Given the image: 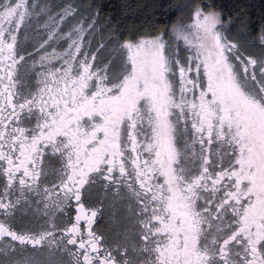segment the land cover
<instances>
[{"label":"snow or ice","instance_id":"snow-or-ice-1","mask_svg":"<svg viewBox=\"0 0 264 264\" xmlns=\"http://www.w3.org/2000/svg\"><path fill=\"white\" fill-rule=\"evenodd\" d=\"M114 8L0 0V264H264V11Z\"/></svg>","mask_w":264,"mask_h":264},{"label":"trees","instance_id":"trees-1","mask_svg":"<svg viewBox=\"0 0 264 264\" xmlns=\"http://www.w3.org/2000/svg\"><path fill=\"white\" fill-rule=\"evenodd\" d=\"M98 2L106 5L105 15H111L116 9L114 5L119 4L121 0H98ZM150 3L167 5L169 0H148ZM227 3H233L235 0H225ZM241 2L249 5V14L252 16L253 20H256L262 11H264V0H241ZM162 10V9H161Z\"/></svg>","mask_w":264,"mask_h":264}]
</instances>
